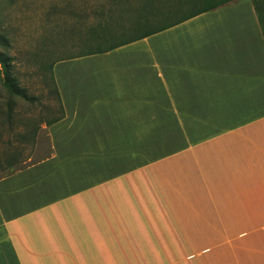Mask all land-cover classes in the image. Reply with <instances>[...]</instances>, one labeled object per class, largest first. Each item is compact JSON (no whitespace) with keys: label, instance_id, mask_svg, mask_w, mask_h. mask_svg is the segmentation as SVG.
I'll use <instances>...</instances> for the list:
<instances>
[{"label":"crops","instance_id":"0c3cea01","mask_svg":"<svg viewBox=\"0 0 264 264\" xmlns=\"http://www.w3.org/2000/svg\"><path fill=\"white\" fill-rule=\"evenodd\" d=\"M51 68L63 116L0 177V264H245L264 222L251 2ZM149 144L181 146L149 161Z\"/></svg>","mask_w":264,"mask_h":264},{"label":"rangeland","instance_id":"374dc122","mask_svg":"<svg viewBox=\"0 0 264 264\" xmlns=\"http://www.w3.org/2000/svg\"><path fill=\"white\" fill-rule=\"evenodd\" d=\"M138 4L139 0H0V39L8 42L6 57L18 86L15 91L0 88V177L48 152L44 127L59 115L51 82L53 63L140 33L142 27L120 32L138 13ZM179 146L149 144V161ZM260 217L264 219V207ZM258 226L256 236L244 241L245 264H264V222Z\"/></svg>","mask_w":264,"mask_h":264},{"label":"trees","instance_id":"16d2710c","mask_svg":"<svg viewBox=\"0 0 264 264\" xmlns=\"http://www.w3.org/2000/svg\"><path fill=\"white\" fill-rule=\"evenodd\" d=\"M231 0H139L137 5L138 13L136 16L129 22L128 27H122L120 32H128L131 27H142L140 33L130 37L128 41L140 39L155 33L157 30H162L169 26L175 25L177 23L183 22L187 19H190L194 16H197L205 11L216 8L222 4L228 3ZM255 11L257 21L260 27L261 34L264 39V6L263 0H249ZM193 5V6H192ZM184 10V11H183ZM176 16H181L180 18H173ZM101 31L106 32V29H101ZM100 38V36L98 35ZM114 45V44H113ZM113 45H108L106 48L101 49L97 47L92 51L86 53L67 57H80L91 54L103 53L112 48ZM8 48V42L5 39H0V88L13 89L14 91L18 89V86L15 85V82L11 79V72L13 68L10 66L6 51ZM61 59V60H64ZM60 61V60H58ZM51 82L53 86V91L56 96L57 102L59 104V115L55 119L46 123L50 125L51 123L59 120L63 116L61 103L59 100L58 92L51 76ZM11 108V106H9Z\"/></svg>","mask_w":264,"mask_h":264}]
</instances>
